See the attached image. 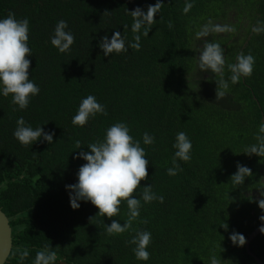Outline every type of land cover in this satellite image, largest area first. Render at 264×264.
I'll list each match as a JSON object with an SVG mask.
<instances>
[{
    "label": "trees",
    "instance_id": "trees-1",
    "mask_svg": "<svg viewBox=\"0 0 264 264\" xmlns=\"http://www.w3.org/2000/svg\"><path fill=\"white\" fill-rule=\"evenodd\" d=\"M155 3L0 0V18L11 12L29 21V78L40 89L23 110L11 103V95H0V208L13 227L6 264H21L19 253L25 250L29 255L22 264H33L45 245L56 252L55 264H210L213 256L218 264H256L245 245H234L229 235L238 232L247 238L264 223L259 219L264 215L259 207L264 157L244 153L258 145L264 122V31H253L243 41L253 27L264 28V0H162L153 23L140 30L139 50L128 47L136 35L130 11H146ZM188 3L192 7L185 13ZM61 19L75 38L64 53L50 43ZM218 24L233 31L220 32ZM205 28L208 34L197 38ZM117 31L128 51L104 56L101 39ZM242 33L243 38L230 43ZM205 43H218L224 51L226 90L217 85L219 75L198 68ZM241 53L255 58L253 72L232 84L228 65ZM217 91L225 95L217 98ZM88 95L96 97L105 114L89 118L83 127L73 126L72 117ZM20 117L34 129L42 125L54 132L53 143L41 138L32 146L21 145L13 136ZM117 122L128 125L149 159L148 177L133 195L151 184L163 202L141 200L131 228L109 235L107 224L127 220L126 201L112 218L97 214L90 202L81 201L74 210L65 186L77 182L78 169L86 163L77 154L90 151L87 145L101 142ZM145 132L155 137L153 144L143 143ZM178 132L192 142L191 159L178 160L182 170L169 175ZM238 164L252 172L243 185L231 181ZM224 222L227 230L220 226ZM136 231L151 233L147 262L135 258L129 243ZM251 250L264 261V234Z\"/></svg>",
    "mask_w": 264,
    "mask_h": 264
},
{
    "label": "clouds",
    "instance_id": "clouds-1",
    "mask_svg": "<svg viewBox=\"0 0 264 264\" xmlns=\"http://www.w3.org/2000/svg\"><path fill=\"white\" fill-rule=\"evenodd\" d=\"M162 0L142 10L137 7L131 10L133 23L131 31L135 33L134 41L128 47L139 50L141 35L140 30L146 25H151L156 14L159 12ZM192 5L186 4L184 12L187 13ZM171 27V25H169ZM67 21L61 19L55 25L53 35L50 37V43L58 52L64 53L70 50L74 43V35L71 31H67ZM254 32L264 31L262 27H254ZM147 36L149 33L145 29L142 33ZM208 34L205 28L196 34L197 38ZM29 40V21L25 19H16L14 13H9L7 17L0 18V95L8 97L11 95V103L18 106L19 109H26L33 96L39 94V86L31 80L29 68L31 60L27 57L32 55L28 45ZM99 47L102 49L104 56H110L112 53L119 54L128 51L125 40L119 31L115 32L111 38L105 35ZM255 58L251 54H239L236 62L228 65L231 73L229 77L232 84L239 82L241 77L247 78L253 72ZM198 68L200 71H208L219 75L221 79L217 82L219 87L228 88V82L224 80L225 59L224 51L218 43H205L198 53ZM218 88V87H217ZM224 91H217V98H222ZM98 113L105 114L103 105H101L95 96L88 95L83 98L79 104L76 114L72 117L73 126L83 127L89 118L96 116ZM16 128L13 132L14 138L23 146L33 145L38 140L47 141L52 144L54 141V132H46L41 126L35 129L27 125L24 118L20 117L16 121ZM258 145H252L244 151L249 155L256 154L264 157V122L258 128ZM155 142V137L145 132L143 135V143L150 145ZM90 151H80L75 158H82L86 163L81 165L77 172V182L66 185L69 191L70 206L75 210L81 205L80 202H90L98 208L99 215L108 218L116 216L119 212V205L122 200L126 201L128 208V218L124 223L113 219L107 224L105 231L109 235L121 234L131 228L132 222L140 215L141 200L144 203H151L153 200L163 202V197H158L152 191V185L142 186L143 190L137 195L138 186L141 181L148 177L149 159L141 142L134 140L130 135V129L124 122H117L109 126L104 135V139L98 143H90L87 145ZM175 149L173 155L172 167L167 169L169 175H176L180 169L178 160L188 162L191 159L192 142L185 132H178L172 145ZM80 142H77V149H80ZM251 169L244 165H237V171L232 174L231 181L235 185H243L245 179L251 174ZM264 196V190H261ZM259 207L264 210V199L259 200ZM264 221V215L259 217ZM225 230L228 229L227 223L220 225ZM261 234H264V223L259 227ZM229 239L236 246H244L246 237L238 232L229 235ZM134 245L133 254L138 261L147 262L150 258L148 246L151 243V233L148 231H136L135 235L129 241ZM29 252L27 250L19 253L22 262L27 258ZM57 254L51 251L48 245L44 246V250L38 251L33 260V264H55ZM210 264H218L215 256L211 257Z\"/></svg>",
    "mask_w": 264,
    "mask_h": 264
},
{
    "label": "water",
    "instance_id": "water-1",
    "mask_svg": "<svg viewBox=\"0 0 264 264\" xmlns=\"http://www.w3.org/2000/svg\"><path fill=\"white\" fill-rule=\"evenodd\" d=\"M260 227V226H259ZM259 227L253 230L246 238L245 248L247 253L252 256L256 264H264V261L251 250L252 242L261 235ZM13 249V227L11 219L0 208V264H6L11 256Z\"/></svg>",
    "mask_w": 264,
    "mask_h": 264
},
{
    "label": "flooded vegetation",
    "instance_id": "flooded-vegetation-1",
    "mask_svg": "<svg viewBox=\"0 0 264 264\" xmlns=\"http://www.w3.org/2000/svg\"><path fill=\"white\" fill-rule=\"evenodd\" d=\"M233 22L236 23V20L233 19ZM242 24H243V22H242ZM245 26H247V24H246ZM216 27H218V28L220 29V30H219L220 32H224L225 30H229V31L232 30V31H233V28H230L229 26L227 27L226 25L223 26L222 24H218V25H216ZM240 27H241V28H244L242 25H240ZM253 28H254V27H253ZM253 28H252V30H251V33L248 34L247 37L243 38L244 33H242V34H240V35H237V36H235V37H232L230 43H231L233 40L237 39V38H238L239 36H241V35H242L243 41L247 38V40H246V42H245V43H247V41H249L250 37L252 36ZM224 35L226 36L227 34H224Z\"/></svg>",
    "mask_w": 264,
    "mask_h": 264
}]
</instances>
